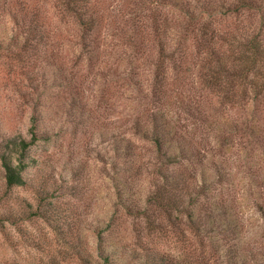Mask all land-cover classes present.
I'll use <instances>...</instances> for the list:
<instances>
[{
    "label": "rangeland",
    "instance_id": "rangeland-1",
    "mask_svg": "<svg viewBox=\"0 0 264 264\" xmlns=\"http://www.w3.org/2000/svg\"><path fill=\"white\" fill-rule=\"evenodd\" d=\"M0 4L35 7L47 35L46 66H18L0 49V145L5 137L31 139L34 109L40 135L27 151L25 184L8 186L0 164V264H156L158 253L172 264H264V100L232 106L203 90L196 96L187 72L166 60L158 104L182 124L188 157L166 179L154 144L135 126L151 127L157 105L156 37L150 28L134 33L126 1L92 0L98 23L88 52L75 17H62L53 0ZM154 6L141 4L136 18ZM159 7L171 14V6ZM2 28H13L6 10ZM193 61L188 55L183 67L198 85ZM158 187L164 198L155 201Z\"/></svg>",
    "mask_w": 264,
    "mask_h": 264
},
{
    "label": "trees",
    "instance_id": "trees-1",
    "mask_svg": "<svg viewBox=\"0 0 264 264\" xmlns=\"http://www.w3.org/2000/svg\"><path fill=\"white\" fill-rule=\"evenodd\" d=\"M124 1L127 9L122 12L129 14L134 33L140 34L150 28L156 37L157 58L154 61L151 91L157 105L148 119L151 127L150 123L148 125L139 121H136L135 126L154 144L156 159L165 165L161 168L160 174L169 179L174 174V165H184L182 160L186 156L179 131L182 124L168 117L164 110H160L158 104L165 92V80L168 76L166 60H169L174 70L187 72L186 78L188 75L190 80L185 83L194 95L199 91L201 96L203 90L205 96L209 95L208 100L215 98L220 103H229L232 106L264 100V0ZM127 1L130 3L127 4ZM146 1L154 2L155 6L148 14H144L147 17L145 20L136 18L139 16L141 4ZM133 3L135 6H131ZM166 4L167 7H172L171 14L166 13L167 16L163 17L164 12L158 6ZM53 5L62 17L66 15L75 17L79 24V43L83 51H90L88 48L90 35L98 23V15L93 9L92 0H53ZM0 10L8 11L13 21V28L9 32L5 28L0 29V49L6 50L18 66H46L44 52L47 35L35 7L23 5L11 9L10 6L6 8L4 4H0ZM171 16L173 22L164 25L165 20L167 19L168 23ZM227 16L233 17L232 23L222 22ZM169 27L176 32L173 33ZM81 54L82 51L79 53L80 57ZM188 55L197 65L195 75L198 78V85H195L188 66L183 67V61ZM175 74L181 78L180 81L185 80V74L178 72ZM182 109L186 112L184 108ZM31 122L30 140L21 136L5 137L6 140H1L3 143L0 145V164L4 169V179L8 186L23 185L27 181L23 171L29 165L30 159H33L27 151L36 138L40 137L37 135L39 115L36 109L31 116ZM174 140L176 142L178 140V143L171 148ZM131 146V140L127 139L125 149L129 150ZM178 173L177 176L183 174L182 171ZM156 189L157 192L150 198L158 201L164 198V195L161 187ZM171 202L175 205L180 204L175 200ZM188 217L194 219L191 212L188 213ZM196 229L202 231L203 228L196 226ZM158 255L155 258L156 264H172L167 254ZM83 261L90 264L86 258Z\"/></svg>",
    "mask_w": 264,
    "mask_h": 264
}]
</instances>
